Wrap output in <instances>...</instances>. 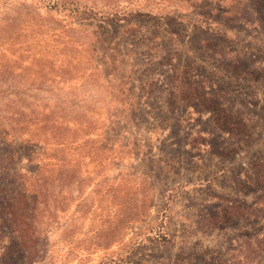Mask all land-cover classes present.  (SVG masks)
Here are the masks:
<instances>
[{
  "label": "rangeland",
  "instance_id": "rangeland-1",
  "mask_svg": "<svg viewBox=\"0 0 264 264\" xmlns=\"http://www.w3.org/2000/svg\"><path fill=\"white\" fill-rule=\"evenodd\" d=\"M0 264H264V0H0Z\"/></svg>",
  "mask_w": 264,
  "mask_h": 264
},
{
  "label": "trees",
  "instance_id": "trees-1",
  "mask_svg": "<svg viewBox=\"0 0 264 264\" xmlns=\"http://www.w3.org/2000/svg\"><path fill=\"white\" fill-rule=\"evenodd\" d=\"M10 200V201H9ZM6 206H8V207H10V209H12V211H13V207H15V200H13V199H8V201H7V205ZM10 215H11V219H9L10 220V222H13V219H14V221L15 222H18V224L20 223V220H19V218H17L16 216H15V214H11V212H10Z\"/></svg>",
  "mask_w": 264,
  "mask_h": 264
}]
</instances>
